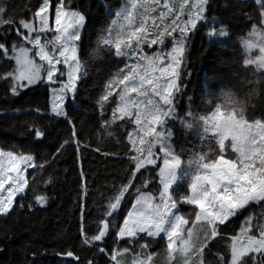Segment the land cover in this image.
<instances>
[{
  "label": "snow or ice",
  "instance_id": "obj_1",
  "mask_svg": "<svg viewBox=\"0 0 264 264\" xmlns=\"http://www.w3.org/2000/svg\"><path fill=\"white\" fill-rule=\"evenodd\" d=\"M260 3L264 4V0ZM72 4L76 7L73 8ZM86 7L85 4L83 8ZM51 8V0H42L37 5L38 10L32 12L31 19L17 21L0 4V36L6 37L7 31L15 27L18 37L11 48L0 42V54L10 65V70L0 75V80L8 85L12 96H19L24 89L35 90L36 86L50 89L52 118H63L64 123L70 125L67 136L58 142L55 155H41L39 152L33 155L31 148L22 152L0 150L2 216H8L14 204L19 208L25 207L23 201L29 191L34 194L36 204L47 205L48 196L37 193V177H42L49 169L55 171V162L67 148H73L74 152L81 149L83 137L70 116V112L74 114L78 108L67 102L69 99L78 100L79 86L88 74L82 60L88 19L77 0H57L54 25H50ZM211 9L210 0H195L194 3L190 0H168L162 5L160 0H133L129 9L116 10L111 26L102 29L107 35L98 39V46L103 43L114 57H128L134 62L120 67L124 61H115L117 71L114 74L109 72L95 103L101 116L111 106L108 126L115 124L120 127L117 122L122 121L127 128L135 124L136 130L125 133L135 153L128 154L129 166L134 167V171L130 173L128 182L120 185L108 199L94 234H86L90 231L85 227L86 213L81 211L79 216L82 245H94L99 254H106L105 248L94 242L103 241L111 231L114 242L115 238H127L126 244L139 247L140 253L131 255L128 264H155L147 250L153 243H164V237L169 264L173 260L176 264H206L205 249L211 253L212 247L224 242L225 234L230 229L234 232L233 226L238 225L243 216L239 234L230 237L223 254L216 253L215 264H264V216L254 218L245 212L252 204L264 209V121L249 122L237 103L227 106L226 111L220 107L211 113L206 119L205 130L211 133L210 139L217 147L207 156L200 157V170L190 185V194L180 200L172 197L170 189L178 179L182 160L168 142L171 131H157L156 128L157 125L163 127L175 112L174 102L182 86L190 34L197 30L198 23L208 19L205 12ZM111 12L109 10V15ZM259 15L264 24V12ZM261 32L264 33V28ZM218 34L223 37L228 32L221 28ZM211 35H217V31ZM260 43L264 45V39ZM153 46H159V51H146V47L153 49ZM253 47L255 45L245 42V48ZM259 51L261 55L246 63L259 64L264 68V46ZM41 107L44 114L37 110V118L47 120L48 106ZM108 134L112 135V132ZM30 135L39 138L40 143L49 139L41 128H34ZM157 143L163 152V167L158 173L162 187L156 189L158 196L141 192V187L146 185L137 187L132 210L127 212L123 225L117 227L113 223L116 220L114 213L118 212L125 193L133 186L136 173L147 165H156L154 149ZM87 147V144L83 145L85 150ZM125 147L127 149V145ZM102 154L105 157L109 155L108 152ZM29 169L33 171L29 172ZM79 175L86 176L82 168ZM55 179L49 174L44 184L52 185ZM81 194L87 196L86 184ZM17 197H20L19 202ZM181 200L194 206L192 213L170 220V214ZM229 221L231 223L221 228ZM130 252H135V249L130 250L126 246L122 251L111 252L110 264H125L126 254ZM67 255L79 264H85L73 252L68 251ZM68 264H73V261H68ZM87 264H94V261Z\"/></svg>",
  "mask_w": 264,
  "mask_h": 264
},
{
  "label": "trees",
  "instance_id": "obj_2",
  "mask_svg": "<svg viewBox=\"0 0 264 264\" xmlns=\"http://www.w3.org/2000/svg\"><path fill=\"white\" fill-rule=\"evenodd\" d=\"M41 2L42 0H0V4L6 8L7 13L17 21L21 18L31 19L32 12L38 10L37 5ZM56 3L57 0H51L53 10ZM77 3L82 6L88 19L87 36L84 39L85 47L82 50V60L86 63L88 74L85 82L79 86L78 100L68 103V105L78 108L74 114L70 112V116L80 133L91 127L96 130L106 143L109 156L117 168L116 172L108 178L104 188L93 197L90 209L86 212L85 227L90 229L86 234L92 235L98 227V220L102 216L108 199L114 195L120 185L128 182L130 173L134 171V167L129 166L128 163V154L133 155L134 152H132V146L125 133H134L136 130L135 124L131 128H127L122 121L117 122L120 127L115 124L108 126L107 121L111 119V106H108L104 115L101 116L95 99L109 78V72L114 74L117 71L116 60L124 61L120 67H125L134 61L128 57L116 58L108 51L107 45L100 43L98 46L97 44L102 35H107V32H102V29L111 26L110 22L116 18V10L127 9L128 0H77ZM210 3H212V9L206 10L205 13L208 17L207 21L216 22L217 26L226 27L229 39L222 42L209 40L205 22L199 23L197 30L190 34L191 40L184 65L182 86L174 102L175 112L166 122L163 130L171 131L170 144L174 151L190 154L189 158L182 157L189 160L187 161L188 166L192 165L189 167L192 170L201 156H207L210 150H215L217 147L215 142L210 139L211 135L204 134L205 130L195 131L199 123L220 107L221 110L226 111L227 106L247 100V93L256 86L257 80L262 82L259 86L264 89V72L246 67L244 51L240 45V41L246 38L255 26L261 25L259 13L264 12V5L251 0H210ZM85 4L87 7L83 8ZM72 7L75 8L76 4H72ZM109 10H112L111 15H109ZM17 41L15 27L7 31L6 37L0 36V42L6 43L9 48L13 42ZM146 51L151 52L147 47ZM12 66H14V62H12ZM8 70H10V65L6 58L0 54V75ZM45 104L49 109L47 113L49 118L41 121L37 118L36 112L38 110L44 114V109L41 106ZM22 108L29 110L26 128L14 129L0 123V150L22 152L25 148H31L33 155H36L37 152L41 155H55L58 150V142L67 136L70 125L65 124L63 118H52L50 89L45 90L36 86L35 90L24 89L21 90L19 96H12L8 85L0 80V111L3 114L17 115ZM244 115L249 122L264 121V93L252 103L245 105ZM195 117L198 119L197 123H193ZM34 128L45 130L49 139L40 143L39 138L30 135ZM109 132H112V135H109ZM193 171L195 172V170ZM141 172L144 173L143 177H141ZM141 172L136 173L133 186L125 193L118 212L114 213L116 220L113 223L117 227L123 225V219L127 217V212L132 210L137 187L146 185L141 187V192L158 194L156 191V186H159L157 166L152 165L149 169ZM49 174L54 175L56 179L54 184L45 185L44 181ZM57 183L55 167V171L49 169L42 177H37V193L48 196L47 205L36 204L34 194L29 191L23 201L25 207L19 208L15 204L13 211L8 216L0 215V264H32L33 261H36L37 264H61V261L68 264L70 260L73 261V264H79L73 257L67 255L68 251L73 252L74 256H79L80 261L85 264L88 261H94V264H110V253L117 249L122 251L124 246L130 250L135 249V252L126 254L125 264H128L131 255L140 253L137 245L126 244V240L115 238L114 242L111 231L103 241L94 242L95 245L104 247L106 254H99L94 245H82L83 236L81 234L50 242L38 233L30 231L29 226L32 218L38 216L39 213H49L58 206V197L50 193ZM180 188L182 189V184ZM186 188L188 189L187 186ZM181 196L184 194L181 193ZM17 201H20V197ZM183 207L188 208L189 205L184 204ZM190 210L189 212H191ZM245 212L253 215L254 218L264 216V209L260 205H250ZM185 215L187 217V213ZM243 219L244 217L241 216L239 224L233 226L235 231L230 229L225 234V241L212 247L211 253L205 249L206 264H215L216 253H224V248L230 242V237L239 234ZM229 223L231 221L222 225L221 228L226 227ZM159 240L157 239V241ZM144 242L146 241H140V243ZM212 243L215 244V241ZM166 249L165 241L164 243H153L147 251L152 254L155 264H169L165 256ZM171 264H173L172 261Z\"/></svg>",
  "mask_w": 264,
  "mask_h": 264
},
{
  "label": "rangeland",
  "instance_id": "obj_3",
  "mask_svg": "<svg viewBox=\"0 0 264 264\" xmlns=\"http://www.w3.org/2000/svg\"><path fill=\"white\" fill-rule=\"evenodd\" d=\"M237 1H250V0H237ZM251 1H255L258 4H262L260 3V0H251ZM128 2L129 4L127 9L131 7L133 0H128ZM167 2L168 0H160L161 5ZM194 2L195 0H190V3H194ZM49 20H50V25H54V10L52 8L50 9ZM203 22H205L207 25L206 33L209 40L214 42H222L229 39V33L227 36H223V37L219 36L218 34L221 28L226 29L227 31L226 27L217 26L216 22H209L207 20ZM261 28H264V24L262 23L259 26H255L251 31V33L246 38L240 41V45L245 55V65L248 68L257 69L255 64L249 65L246 63V61L250 59L254 60L259 55H261L259 51V48L261 46L260 42L262 39H264V33L261 32ZM214 30L217 31V35L215 36L211 35V33ZM245 42L251 43L255 45V47L250 49L245 48ZM168 47L170 50V44L168 45ZM148 50H150L151 52L153 50L159 51V46H153V49H148ZM133 95L135 96V94ZM50 96H51V90H50ZM69 102H73V100L69 99L67 104ZM28 111H29L28 108H22L19 110V113L17 115L3 114L0 111V123L8 125L14 129H20V128L25 129L26 118L28 117L29 114ZM197 122L198 119L195 117L193 123H197ZM164 127L165 125L163 127L159 125L156 126L157 131H163ZM205 129H206V119L202 120L199 123L195 131L201 132L202 130ZM204 134L211 135V133H208L206 130ZM80 135L83 137L81 142V149L79 151L74 152L73 148H67V151L64 152L63 156L55 162L58 183L57 186L53 190H51L50 193L55 194L58 197L59 199L58 206L49 213H39L38 216L32 218L29 226L30 231L38 233L39 235H41V237L45 238L46 241L52 242L63 237H69L76 234H80L79 216L81 211H84L86 213L90 209L93 197L96 195V193L100 192L104 188L108 178L112 174H114L117 169L113 159L109 155L105 157L102 154L104 152L109 153V151L106 143L100 138V136L97 134L94 128L91 127L88 130H84L83 132L80 133ZM168 142L171 143V139H169ZM84 144L88 145L86 150L83 148ZM97 148L99 149L98 151L96 150ZM154 151L157 156V163L155 166H157L159 173V169L163 167V152L160 150V146L158 143ZM176 153L180 156L182 160V165H181V169L178 172V179L170 189V194L174 199L180 200L181 197H185L188 194H190V185L195 175H197L200 170V160L196 162V165L194 166L193 169L195 170L194 172L192 169L189 168L192 167V165L188 166L187 161L189 160L182 157L185 156L186 158H189L190 154H184L179 151H176ZM77 157L80 158L77 159ZM149 167H152V165H147L146 168H142L140 172L142 170L149 169ZM81 168L86 173L85 177H80L79 175ZM31 170L32 169H29L28 171ZM85 184L87 186V193H88L86 197L81 194L83 190V186ZM158 184H159V180H158ZM181 184H182V189L180 188ZM186 186L188 187V189L186 188ZM156 187H162V186L159 185ZM181 193H183L184 196H181ZM154 196H158V194ZM18 198L19 197H17V199ZM184 204L188 205L186 202L181 200L177 208L173 210L172 214H170L169 217L170 220H174L175 216L185 215V213H187L188 215L192 213L194 206L189 205V207L187 208V207H183ZM77 205H81L82 207H78ZM252 205H257V204H252ZM183 209L185 210L184 213H183ZM189 210L191 212H189ZM124 240H127V238H125ZM164 240L166 241V237H164ZM165 256L166 259L168 260L167 249ZM172 262L173 264H176L175 260H173Z\"/></svg>",
  "mask_w": 264,
  "mask_h": 264
},
{
  "label": "clouds",
  "instance_id": "obj_4",
  "mask_svg": "<svg viewBox=\"0 0 264 264\" xmlns=\"http://www.w3.org/2000/svg\"><path fill=\"white\" fill-rule=\"evenodd\" d=\"M261 46H264V45H261ZM260 46V47H261ZM257 69L260 70L261 72H264V68H261L259 66V64H257ZM262 82L260 80H257L256 81V86H254L251 91H249L247 93V97L248 99L247 100H241L239 101L238 105L239 107L242 109L243 113H244V108H245V105L246 104H249V103H252L253 101H255L257 98L261 97L262 93H264V89H262L259 85L261 84ZM245 116V115H244Z\"/></svg>",
  "mask_w": 264,
  "mask_h": 264
},
{
  "label": "water",
  "instance_id": "obj_5",
  "mask_svg": "<svg viewBox=\"0 0 264 264\" xmlns=\"http://www.w3.org/2000/svg\"><path fill=\"white\" fill-rule=\"evenodd\" d=\"M137 173H139V172H137Z\"/></svg>",
  "mask_w": 264,
  "mask_h": 264
},
{
  "label": "crops",
  "instance_id": "obj_6",
  "mask_svg": "<svg viewBox=\"0 0 264 264\" xmlns=\"http://www.w3.org/2000/svg\"><path fill=\"white\" fill-rule=\"evenodd\" d=\"M29 112V111H28Z\"/></svg>",
  "mask_w": 264,
  "mask_h": 264
}]
</instances>
